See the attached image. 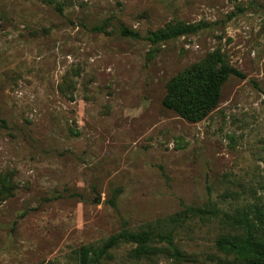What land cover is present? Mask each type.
<instances>
[{
    "label": "rangeland",
    "instance_id": "obj_1",
    "mask_svg": "<svg viewBox=\"0 0 264 264\" xmlns=\"http://www.w3.org/2000/svg\"><path fill=\"white\" fill-rule=\"evenodd\" d=\"M140 231L146 253L81 263ZM247 236L264 244V0H0V264H245L218 241Z\"/></svg>",
    "mask_w": 264,
    "mask_h": 264
},
{
    "label": "trees",
    "instance_id": "obj_2",
    "mask_svg": "<svg viewBox=\"0 0 264 264\" xmlns=\"http://www.w3.org/2000/svg\"><path fill=\"white\" fill-rule=\"evenodd\" d=\"M192 27L179 26L172 31H159L154 35L156 40H168L170 38H175L181 36L185 33L192 32ZM124 34L128 32H123ZM229 73H234L235 75L241 76L237 71L233 70L229 72L225 70L223 74L215 73V75L210 79V101L214 105L219 100L220 83L228 77ZM166 105L170 104L166 102ZM150 234L147 231L140 232H124L119 235L111 236L99 250H94L92 247H82L78 253L80 256L81 263H87L91 255L95 256V260L99 261L101 257L105 256L110 249L115 247L120 242H132L137 244V248L134 254L146 253L148 251L147 243L149 241ZM171 242V240H168ZM237 242V246H235ZM221 248L227 246L236 247L240 254V260H243L245 264H264V244L251 236L245 238H222L218 241ZM243 264V262H241Z\"/></svg>",
    "mask_w": 264,
    "mask_h": 264
}]
</instances>
